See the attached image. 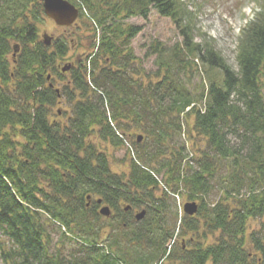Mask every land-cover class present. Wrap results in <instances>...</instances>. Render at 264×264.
I'll return each instance as SVG.
<instances>
[{"label":"trees","instance_id":"trees-1","mask_svg":"<svg viewBox=\"0 0 264 264\" xmlns=\"http://www.w3.org/2000/svg\"><path fill=\"white\" fill-rule=\"evenodd\" d=\"M187 3L113 2L97 18L89 75L78 61L59 81L56 60L68 48L40 40L41 2L0 0L3 264H264V0L239 31L236 69L197 42ZM151 8L180 37L151 44L157 68L146 72L132 47L140 27L126 19ZM93 139L130 142L127 170L112 171ZM180 195L197 211L175 232L166 216ZM98 199L115 217L99 213ZM120 203L147 213L120 220Z\"/></svg>","mask_w":264,"mask_h":264},{"label":"rangeland","instance_id":"rangeland-1","mask_svg":"<svg viewBox=\"0 0 264 264\" xmlns=\"http://www.w3.org/2000/svg\"><path fill=\"white\" fill-rule=\"evenodd\" d=\"M117 0H91V7L85 4L84 1H79L78 4L83 6L81 9H85V14L80 15L70 27L57 26L54 21L43 17L41 23L38 24L39 38L43 40L44 34L50 37V44L52 42L63 39L67 45V52L64 56L58 57L56 60L57 70L55 72V79L59 80L60 76L64 78V81L70 76L68 71L64 74H59L60 67L68 65L70 63H77L78 61L84 62L86 60L87 67L90 66V60L88 57L94 53V44L96 45L101 35V27L97 24V18L101 16L105 17V13L102 11H108L111 4ZM188 1V8L195 12V27L194 35L197 42L203 43L209 41L213 44L214 48L221 54L226 63L233 69L237 68L236 55H237V43L240 29L246 24L247 21L252 19L255 12L258 11V0H184ZM84 2V3H83ZM84 13V12H83ZM101 14V15H100ZM100 15V16H99ZM120 19V17H119ZM111 20L107 18V21ZM127 22L140 27V31L132 39V47L135 55L138 57V64L146 72H152L156 70L154 62L155 54H150L151 44L160 41L167 46H172L176 40L179 39V31L175 27L174 23L167 17L159 15L154 9H149L147 17L133 16L126 19ZM15 45V43H14ZM59 73H58V72ZM88 74V71H87ZM60 81V80H59ZM58 86L61 84L59 82ZM67 106L64 102H60L53 107L54 115L57 119H63V113ZM59 111V113H58ZM134 132V131H132ZM133 134V133H131ZM133 136H129V140H133ZM95 143L100 144L102 150L106 151L109 159L112 171L121 173L127 170L128 155L127 149L132 148L130 142H126V145L120 148H114L110 145H105L99 142L97 139H93ZM194 142V141H193ZM197 144L201 142L196 141ZM189 148H191L192 140L187 142ZM133 149V148H132ZM160 179V175L158 176ZM161 193V189L158 190ZM172 200H171V199ZM169 200L172 204V209L169 215L166 216L170 228H178V220L183 213L182 204L188 200L184 195H180L178 198L170 197ZM177 204L181 205L180 209L177 208ZM173 213L176 212V218H173ZM257 227L256 222H249V230H253ZM0 264H3L0 261Z\"/></svg>","mask_w":264,"mask_h":264},{"label":"water","instance_id":"water-1","mask_svg":"<svg viewBox=\"0 0 264 264\" xmlns=\"http://www.w3.org/2000/svg\"><path fill=\"white\" fill-rule=\"evenodd\" d=\"M42 3L43 11L46 17L53 20L56 25L69 27L71 26L79 15L78 9L74 4L70 3L68 0H39ZM45 44L50 43V37L47 34L43 36ZM18 51L17 46L14 47V55ZM68 66L61 68L62 71L68 70ZM49 78V76H48ZM141 139L138 136L137 140ZM89 198V197H88ZM97 203H101V200L98 199ZM184 213L187 215H193L197 211V205L195 202H186L183 205ZM99 213L105 217H108L111 213L108 206H101L99 208ZM143 214L140 213L136 216L137 219Z\"/></svg>","mask_w":264,"mask_h":264},{"label":"flooded vegetation","instance_id":"flooded-vegetation-1","mask_svg":"<svg viewBox=\"0 0 264 264\" xmlns=\"http://www.w3.org/2000/svg\"><path fill=\"white\" fill-rule=\"evenodd\" d=\"M73 65H74V63H73ZM60 74H64V73L60 72ZM54 80H55V78H54ZM58 113H59V111H58ZM102 205L103 204L99 203L98 207H100ZM142 212H143V214L140 216L139 219L145 217V215L147 213V208L145 206H143V205L135 206V205H131V204L125 205L124 203H122V204L120 203V220H123L125 217H127L129 220H133V221L138 220L136 218V216ZM116 214L117 213H115V211H112L110 216L115 217Z\"/></svg>","mask_w":264,"mask_h":264}]
</instances>
